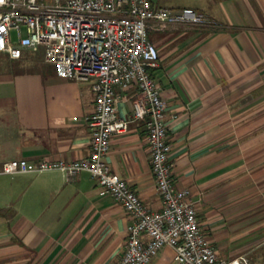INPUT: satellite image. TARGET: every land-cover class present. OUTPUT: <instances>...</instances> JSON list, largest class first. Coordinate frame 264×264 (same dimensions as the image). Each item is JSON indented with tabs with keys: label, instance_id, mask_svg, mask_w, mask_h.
<instances>
[{
	"label": "crops",
	"instance_id": "1",
	"mask_svg": "<svg viewBox=\"0 0 264 264\" xmlns=\"http://www.w3.org/2000/svg\"><path fill=\"white\" fill-rule=\"evenodd\" d=\"M169 7H191L206 19L148 33L159 52L149 71L167 103L172 183L189 190L202 232L230 258L223 248L241 245L232 233L263 226L264 0ZM116 92V112L127 117L137 88ZM93 100L90 82L59 77L42 48L2 53L0 169L12 158H85ZM146 139L145 119L130 122L113 135L106 161L148 208L161 210ZM247 216L254 219L240 220ZM131 222L87 171L73 179L59 170L0 172V264H114ZM150 264H177L173 248L163 246Z\"/></svg>",
	"mask_w": 264,
	"mask_h": 264
},
{
	"label": "built area",
	"instance_id": "2",
	"mask_svg": "<svg viewBox=\"0 0 264 264\" xmlns=\"http://www.w3.org/2000/svg\"><path fill=\"white\" fill-rule=\"evenodd\" d=\"M205 22L194 8H168L152 0H0V52L16 58L24 49L42 48L44 60L59 77L89 81L94 99L86 116L91 133L85 158H12L3 161L0 172L59 170L73 179L87 171L132 220L122 255L114 264H150L165 245L173 248L177 264H252L245 254L221 256L202 232L189 190L174 189L167 103L149 71L159 57L148 37L150 29L166 23ZM130 85L137 88V95L131 114L122 117L116 112V87ZM138 119L146 121L161 210L148 208L106 161L113 135L125 132Z\"/></svg>",
	"mask_w": 264,
	"mask_h": 264
},
{
	"label": "rangeland",
	"instance_id": "3",
	"mask_svg": "<svg viewBox=\"0 0 264 264\" xmlns=\"http://www.w3.org/2000/svg\"><path fill=\"white\" fill-rule=\"evenodd\" d=\"M156 2H159V4H157L158 6H162L163 4H165L168 8H172L169 6H183L188 3L200 4L205 2V0H156ZM13 38H15L14 30ZM2 53L4 52H0V75L2 74ZM249 219H254V217L247 216L243 217L240 220L244 221ZM262 222L263 226L261 221L259 220L257 222L252 223L248 227H245L235 233H232V236H235L237 238L236 243L241 245L235 248H223L222 251L228 255L231 254V256L245 254L250 259V262L252 264H264V259L262 258L264 255V217ZM253 259H255V261Z\"/></svg>",
	"mask_w": 264,
	"mask_h": 264
},
{
	"label": "trees",
	"instance_id": "4",
	"mask_svg": "<svg viewBox=\"0 0 264 264\" xmlns=\"http://www.w3.org/2000/svg\"><path fill=\"white\" fill-rule=\"evenodd\" d=\"M263 259H264V255H263V257H262ZM254 261H255V259H253Z\"/></svg>",
	"mask_w": 264,
	"mask_h": 264
}]
</instances>
